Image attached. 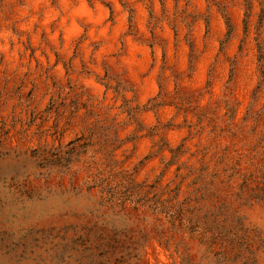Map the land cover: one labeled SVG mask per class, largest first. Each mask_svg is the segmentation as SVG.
Wrapping results in <instances>:
<instances>
[{
  "label": "rangeland",
  "instance_id": "374dc122",
  "mask_svg": "<svg viewBox=\"0 0 264 264\" xmlns=\"http://www.w3.org/2000/svg\"><path fill=\"white\" fill-rule=\"evenodd\" d=\"M259 12L0 0V264H264Z\"/></svg>",
  "mask_w": 264,
  "mask_h": 264
},
{
  "label": "trees",
  "instance_id": "16d2710c",
  "mask_svg": "<svg viewBox=\"0 0 264 264\" xmlns=\"http://www.w3.org/2000/svg\"><path fill=\"white\" fill-rule=\"evenodd\" d=\"M243 2H244V6H245L244 28H245V32H248L249 20H250V17L252 16V12H253L256 4L258 5L259 10H260V12L258 14V16L260 18L259 24H263V21H264V0H243ZM224 17H225V23L227 25L229 33H231L233 31L232 22L227 15H225ZM260 54H261V58H262L263 51H262L261 47H260Z\"/></svg>",
  "mask_w": 264,
  "mask_h": 264
}]
</instances>
